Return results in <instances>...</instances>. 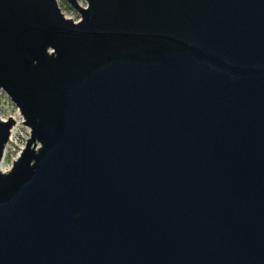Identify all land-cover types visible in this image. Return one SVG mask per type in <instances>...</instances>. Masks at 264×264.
Wrapping results in <instances>:
<instances>
[{"label":"water","instance_id":"water-1","mask_svg":"<svg viewBox=\"0 0 264 264\" xmlns=\"http://www.w3.org/2000/svg\"><path fill=\"white\" fill-rule=\"evenodd\" d=\"M67 1L0 0V264H264V0Z\"/></svg>","mask_w":264,"mask_h":264},{"label":"rangeland","instance_id":"rangeland-1","mask_svg":"<svg viewBox=\"0 0 264 264\" xmlns=\"http://www.w3.org/2000/svg\"><path fill=\"white\" fill-rule=\"evenodd\" d=\"M84 2L87 3V0H84ZM59 3L64 12L74 17L80 15L78 10L71 6L67 0H59ZM9 115L18 116V119L15 118L16 132L13 136V140L9 142L3 158L4 166L11 168L13 161L20 155L26 144L27 138L30 136V127L23 123V115L11 96L3 88H0V116L8 117Z\"/></svg>","mask_w":264,"mask_h":264},{"label":"built area","instance_id":"built-area-1","mask_svg":"<svg viewBox=\"0 0 264 264\" xmlns=\"http://www.w3.org/2000/svg\"><path fill=\"white\" fill-rule=\"evenodd\" d=\"M79 2L82 4V5H84V6H86L87 5V3L86 2H84V0H79ZM84 3H86V4H84ZM60 4V3H59ZM65 14L67 13V12H64ZM66 16H68V17H72L73 19H75L76 21H79L82 17L80 16V15H76L75 17L73 16V15H70V14H66ZM13 116V115H12ZM1 118H3V119H6V118H8V117H2V116H0ZM14 127H16V124L13 126V128ZM13 128H12V132H13ZM11 132V136H10V141L11 140H13L12 139V136H14L13 135V133ZM9 141V142H10ZM9 142H8V144H9ZM8 144H7V146H6V149H7V147H8ZM6 149H5V152H6ZM4 158V157H3ZM4 170H6V169H4Z\"/></svg>","mask_w":264,"mask_h":264},{"label":"bare ground","instance_id":"bare-ground-1","mask_svg":"<svg viewBox=\"0 0 264 264\" xmlns=\"http://www.w3.org/2000/svg\"><path fill=\"white\" fill-rule=\"evenodd\" d=\"M14 118L18 119V116L17 115H14ZM15 132H16V127L13 128V132H12L13 135L15 134ZM12 139H13V136H12ZM0 165H1L2 169H6L7 170L9 168L7 166H4V161L3 160L1 161V164Z\"/></svg>","mask_w":264,"mask_h":264}]
</instances>
